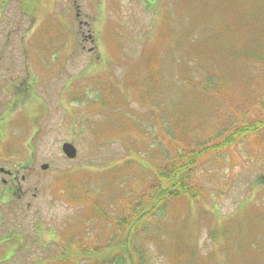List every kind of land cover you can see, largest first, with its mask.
<instances>
[{"label": "rangeland", "instance_id": "1", "mask_svg": "<svg viewBox=\"0 0 264 264\" xmlns=\"http://www.w3.org/2000/svg\"><path fill=\"white\" fill-rule=\"evenodd\" d=\"M27 1L21 8L29 13L37 8L33 17L20 12L18 0L1 5L5 15L0 18V87L7 82L18 87L17 99L1 92L0 99L16 105L23 94L27 100L16 112L29 119L4 128L11 140H22L9 149L14 157H0V164L23 166L25 181L20 179L18 189L27 195L18 200L17 191L9 201L8 191L0 193V238L10 234L8 243L0 242V264H64L59 253L65 241L81 233L91 213L97 218L92 227L96 236L118 231L109 220L126 206L125 190L136 187L137 160L142 162L147 150L160 153L158 140L164 144L165 137L169 147L198 149L218 140L220 125L264 117V61H244L240 50L252 57L264 55V5L259 0ZM66 25L82 42L77 49H70ZM36 54L40 58L35 65L30 58ZM210 75L220 78L215 95L209 90ZM186 78L198 88L187 86ZM135 86L140 87L138 94ZM30 87L45 101L41 112L33 107ZM71 101L79 107L73 108ZM72 140L77 157L67 160L61 145ZM6 144L12 142L0 139V147ZM231 151L209 164L215 175H201L211 199L207 194L182 213L187 221L183 232L196 240L202 253L198 264H208L223 251L229 264H237L239 258L243 264L249 261L246 252L255 255L264 244V225L256 224V230L247 225L254 201L257 217L264 220V207L259 210L264 191L244 194L245 183L264 174V147L248 138ZM221 157L233 159L231 171L230 166L214 163ZM43 164L48 170H40ZM86 196L95 210L87 208ZM246 199L248 205L238 213ZM209 209L213 214L201 215ZM96 211L107 217L98 219ZM230 218L237 233L223 242L226 231L221 227ZM212 234L213 240L223 242L222 249L217 244L213 251ZM136 237L140 239V233ZM157 245L146 247L153 253ZM162 259L155 257L152 264H163ZM259 262H264V252Z\"/></svg>", "mask_w": 264, "mask_h": 264}, {"label": "trees", "instance_id": "2", "mask_svg": "<svg viewBox=\"0 0 264 264\" xmlns=\"http://www.w3.org/2000/svg\"><path fill=\"white\" fill-rule=\"evenodd\" d=\"M236 1L238 0H229V3L233 4ZM260 3L264 5L263 0ZM22 12L24 13V9ZM31 12V15H36L38 9L33 7ZM169 15L171 16L170 12ZM202 20L203 23H206L204 18ZM170 23L171 18L169 22L166 21V25L169 26ZM66 28L70 31V34H66L72 42L70 49H77L82 42L78 40L75 29L67 25ZM58 36H61V34L56 37ZM196 39V37H193V40ZM210 77L212 79L217 78L215 75H210ZM191 80L186 78L184 82H187V86L198 88ZM258 119L248 124L239 125L229 133L223 131L227 127L226 124L220 125L221 132L225 134L221 142L216 145L211 143L209 146L201 144L198 149L169 147L168 141L163 137L165 145L160 141L157 144L161 150L159 154L147 150L142 162L139 159L137 160L140 171L139 174L134 175L137 177L135 180L136 187L133 190H125L126 193L124 192L123 197L126 206L120 211V216L113 221L109 220L111 226L118 225V231L115 233L113 230V233H111L107 230V232L96 236L93 229L97 218L95 212L91 213L83 223V227H81L82 233L76 238L73 237L66 241L62 252L59 253L61 261L64 264H152L155 257H159L164 259H162L163 264H198V259L202 256V253L199 252L196 240L183 232L187 221H185V217H182V213L190 210L193 203L199 202L208 194L207 188L202 184L203 177L201 175L214 174V172L211 173L213 170L210 169L209 164L216 161L220 153H232L231 150L235 145L243 143L248 138L257 141L261 147H264V132L262 131L264 118L260 117ZM149 154H151L150 157ZM210 155L215 158L211 160ZM134 159L136 160L135 157ZM214 163L225 164L226 167L230 166V171L234 166L233 159L225 160L223 157ZM260 185L263 186L258 188ZM244 186V194L247 193L249 197L255 191H264V174H260L257 181L245 183ZM83 187L85 188L84 184ZM85 199L89 201L87 208L95 210V207L91 205L92 199L87 196ZM248 199L238 205V213H241V208L248 205ZM69 202L71 203V200ZM262 206L264 207L260 203L259 210ZM253 210L255 211L250 214L251 222L247 225L253 226L256 230V224L264 225V220L256 215L255 201L252 205L250 204L248 209L249 212ZM96 212L99 213V211ZM101 213H99L98 219L107 217ZM201 215L206 216L204 211L201 212ZM228 221L221 227L226 231V238L223 242L228 240L230 234L235 235L237 233V224L234 219L230 218ZM246 229L248 228L246 227ZM138 233H140V239L136 237ZM213 234L212 239L209 240L213 251H216L217 244L222 249L223 242L213 240ZM185 236L188 237L189 246ZM155 242L158 245L151 253L146 246L148 244L153 245ZM263 252L264 244L256 250L254 259L248 262L244 260L245 263L242 261L243 264H264V262L258 263V257ZM223 255H218L208 260L207 263L229 264L228 256ZM240 260L241 258L238 259L237 264H240Z\"/></svg>", "mask_w": 264, "mask_h": 264}, {"label": "flooded vegetation", "instance_id": "3", "mask_svg": "<svg viewBox=\"0 0 264 264\" xmlns=\"http://www.w3.org/2000/svg\"><path fill=\"white\" fill-rule=\"evenodd\" d=\"M0 85H2L1 82H0ZM17 87H18L17 84H13V82L12 83L7 82L6 85L0 87V92L3 91L4 95L12 99L13 96H16ZM1 101H3V99H0V106H3L5 103ZM16 180H17L16 172H14V170L10 169L9 167L2 166L0 164V186L2 187L0 190V193L5 194V192L8 191L9 197H11L15 193V190H16L14 187ZM21 180L24 181L25 176H22ZM17 196H18V200H20L26 196V193L19 192ZM1 201H2V198H0V202Z\"/></svg>", "mask_w": 264, "mask_h": 264}, {"label": "water", "instance_id": "4", "mask_svg": "<svg viewBox=\"0 0 264 264\" xmlns=\"http://www.w3.org/2000/svg\"><path fill=\"white\" fill-rule=\"evenodd\" d=\"M62 152L65 154L66 157H68L69 159H73L76 156V151L75 149L72 147V145L70 144H64L62 146ZM42 170H46L47 166L44 165L41 167Z\"/></svg>", "mask_w": 264, "mask_h": 264}]
</instances>
